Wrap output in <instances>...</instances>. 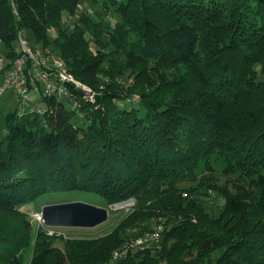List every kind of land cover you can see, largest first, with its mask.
Returning a JSON list of instances; mask_svg holds the SVG:
<instances>
[{
	"label": "trees",
	"instance_id": "trees-1",
	"mask_svg": "<svg viewBox=\"0 0 264 264\" xmlns=\"http://www.w3.org/2000/svg\"><path fill=\"white\" fill-rule=\"evenodd\" d=\"M81 1L103 18L64 28ZM18 30L96 99L72 88L0 124V264L31 243L29 264H108L159 227L119 264H264V0H0L13 56ZM62 194L134 205L100 237L35 228L33 207Z\"/></svg>",
	"mask_w": 264,
	"mask_h": 264
},
{
	"label": "built area",
	"instance_id": "built-area-1",
	"mask_svg": "<svg viewBox=\"0 0 264 264\" xmlns=\"http://www.w3.org/2000/svg\"><path fill=\"white\" fill-rule=\"evenodd\" d=\"M49 33L52 34V31ZM0 79L3 84L2 93L13 91L18 96L17 114L19 116L43 114L45 112L41 105L43 99L54 96L72 98V88L82 93L84 101L95 103L96 99L93 91L77 81L55 54L38 44H31L24 30H18L16 33L14 56L0 37ZM79 106L80 104L74 102L75 110ZM129 202L132 204L127 208H132L134 202L132 200ZM29 216L34 226H44L40 211H31ZM48 229L49 235L53 234L52 228ZM161 230L159 227L152 233H145L136 240L125 242L122 248L112 253L108 264H114L135 249L147 246L152 240L158 239Z\"/></svg>",
	"mask_w": 264,
	"mask_h": 264
},
{
	"label": "rangeland",
	"instance_id": "rangeland-1",
	"mask_svg": "<svg viewBox=\"0 0 264 264\" xmlns=\"http://www.w3.org/2000/svg\"><path fill=\"white\" fill-rule=\"evenodd\" d=\"M85 9L88 13V15L97 18V19H101V17L103 18V13L101 11V9L98 6H94L86 1H81L79 3V5L77 6L76 12L74 14L73 17H69V19L66 21V23H63L64 28L68 27L69 30H72L76 24V22L79 20L80 16L85 13V10H81V9ZM103 25L106 29L110 30V27L112 24V22L110 20H108V18L104 17V20L102 21ZM54 31V30H53ZM55 33V31H54ZM24 34L26 36V38H28V40H30L31 44H34L32 41V33L31 31L28 30H24ZM39 46L43 47L41 44H38ZM44 49V47H43ZM48 49V48H46ZM50 50V49H48ZM51 51V50H50ZM125 82H131V79L125 78L124 80ZM3 87L2 84V80L0 79V124L3 125L4 124V120H5V116L13 111L16 107H18L19 105V99L18 96L16 95L15 92L10 91V92H1V88ZM60 100H62V98H59ZM63 101V100H62ZM222 183V182H220ZM78 201H84L93 205H97V206H103L102 205V201L93 196V195H77ZM73 199L70 198L67 194H62V195H54V196H49L47 198H45L44 200H42L38 205L33 207V211H40L42 206L44 205H49V204H56V203H61V202H70ZM203 205L206 207V209L211 212V213H216L217 211H219L220 207H219V200H218V196L216 194H211L210 196H207L206 198H203L202 200ZM132 202L126 201V202H122V203H118L115 204L111 207H109V217L108 220L101 224L100 226H97L95 228H91V229H74V228H52L51 231H55L59 234H62L64 237H70V238H74V237H81V238H93V237H100L103 235H106L108 233H110L113 228L118 224V222L130 211L129 205H131ZM128 209V210H127ZM36 228V226H35ZM158 229V228H156ZM148 233H152V232H148ZM34 235H35V231H33V235H32V241L34 239ZM139 237H142L139 236ZM139 237H131L130 240L127 241H132V240H136ZM160 235L159 238L156 240H152L149 243H158L160 240ZM126 241V242H127ZM32 244L29 246V248L27 250H25L24 254H23V264H29L30 263V259L32 257ZM146 245L143 246L141 249H145ZM118 250V249H117ZM122 259L116 261L114 264H119V262Z\"/></svg>",
	"mask_w": 264,
	"mask_h": 264
},
{
	"label": "water",
	"instance_id": "water-1",
	"mask_svg": "<svg viewBox=\"0 0 264 264\" xmlns=\"http://www.w3.org/2000/svg\"><path fill=\"white\" fill-rule=\"evenodd\" d=\"M40 212L46 228L91 229L109 217L107 208L78 200L44 205Z\"/></svg>",
	"mask_w": 264,
	"mask_h": 264
}]
</instances>
